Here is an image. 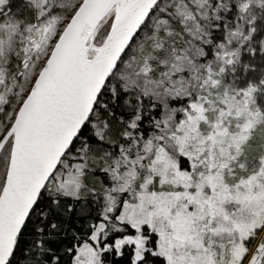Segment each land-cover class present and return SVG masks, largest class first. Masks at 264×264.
<instances>
[{
  "label": "rangeland",
  "instance_id": "rangeland-1",
  "mask_svg": "<svg viewBox=\"0 0 264 264\" xmlns=\"http://www.w3.org/2000/svg\"><path fill=\"white\" fill-rule=\"evenodd\" d=\"M80 1L63 0L60 10L28 27L25 34L12 20L0 16V111L5 112L0 114V142ZM255 1L244 0L242 17L248 24V8ZM206 2L161 0L120 64L119 77L124 80L125 72L127 82L138 81L146 93L164 101L182 96L187 101L179 107L165 104L158 131L134 151L133 158L124 159L122 171L111 164L121 180L118 189L126 192L118 219L135 230L132 235L118 238L114 246L119 250L122 244H133L134 258L139 259L146 238L153 233L156 252L166 264H257L264 251V143L259 140V147L255 146L252 131L263 121L264 106L259 105L250 89L236 86L219 91L216 87L225 58L238 46L242 30L239 23L232 26L211 68H198L192 83L184 85L177 76V69L187 64L184 45L179 53L178 48H173L171 55L165 52L156 75L152 53L145 50L149 32L155 45L175 34L165 21L167 17L175 19L179 30L193 41ZM71 3L76 7L65 20ZM115 13L113 6L97 28L90 56L105 38ZM11 42L13 47L18 42L23 46L27 61L17 84L6 78L2 65L4 49ZM7 95H13L9 111ZM94 124L97 129L101 126L100 121ZM10 147L11 137L0 146V191ZM81 170L78 164L59 169L52 178L53 187L77 194ZM103 228L102 222L97 224L89 240L76 247L71 264L99 263L101 252L108 247L100 245Z\"/></svg>",
  "mask_w": 264,
  "mask_h": 264
},
{
  "label": "trees",
  "instance_id": "trees-1",
  "mask_svg": "<svg viewBox=\"0 0 264 264\" xmlns=\"http://www.w3.org/2000/svg\"><path fill=\"white\" fill-rule=\"evenodd\" d=\"M62 4L63 0H0V16L12 20L16 29L25 34L28 27L47 19L60 10ZM72 4L67 6L65 20L76 7V4ZM250 6L248 24L242 17L244 0H207L205 9L200 10L203 19L198 23L193 41L179 30L175 19L167 17L165 21L170 23L171 30L175 33L173 36L155 45L152 43V33H148L145 50L152 53L154 74L159 71V60L165 52L171 55L173 48H178L179 53L184 45L188 58L184 53L180 55L184 54L187 64L177 69V76L183 80L184 85L187 81L192 83L198 68L202 67L204 70L206 65H213L232 26L239 23L238 27L242 30L238 46L233 54L225 58L216 87L219 91L236 86L242 90L250 89L263 108L264 0H256ZM143 29L144 25L139 33ZM136 37L101 89L90 117L40 194L8 264H71L76 247L89 240L94 228L101 222L104 228L100 233V245L108 247L101 252L98 264H166L164 257L156 252V237L153 233L146 238L145 250L139 259L134 258L133 244H122L119 250L114 246L118 238L132 235L135 230L129 223L118 219L126 192L118 189L121 180L114 172L115 165L111 164L118 165V170L122 171L124 159L133 158L134 151L140 149V145L158 131L165 104L168 102V105L179 107L187 101L184 96L164 101L153 93H146L138 81L128 83L125 72L122 75L124 80L119 77L120 64L123 60L125 62V55L135 43ZM20 38L22 40L24 35ZM13 44L11 42L5 47L2 65L6 78L18 83L27 61L23 46L19 42L15 43V47ZM12 98L13 95L6 98L10 106L8 111ZM20 100L21 96L18 94L17 103ZM3 113L5 112L0 111L1 115ZM95 121L101 122L99 129L95 127ZM252 136V140L256 141L253 142L255 146L259 147V140L264 143V116L262 123L252 131ZM245 154L250 155L249 152ZM74 164L80 165L82 169L77 194L54 188L52 178L57 171ZM109 203L112 209L110 213ZM145 230L146 228L143 234H146ZM257 264H264V251Z\"/></svg>",
  "mask_w": 264,
  "mask_h": 264
},
{
  "label": "water",
  "instance_id": "water-1",
  "mask_svg": "<svg viewBox=\"0 0 264 264\" xmlns=\"http://www.w3.org/2000/svg\"><path fill=\"white\" fill-rule=\"evenodd\" d=\"M112 0H81L22 100L0 146L11 137L0 191V264H8L40 194L90 117L121 57L161 0H133L90 56Z\"/></svg>",
  "mask_w": 264,
  "mask_h": 264
},
{
  "label": "bare ground",
  "instance_id": "bare-ground-1",
  "mask_svg": "<svg viewBox=\"0 0 264 264\" xmlns=\"http://www.w3.org/2000/svg\"><path fill=\"white\" fill-rule=\"evenodd\" d=\"M133 0H112L109 4L103 7V10H106L110 5L115 7L116 17L113 21V28H117L125 19L126 9L128 4Z\"/></svg>",
  "mask_w": 264,
  "mask_h": 264
}]
</instances>
